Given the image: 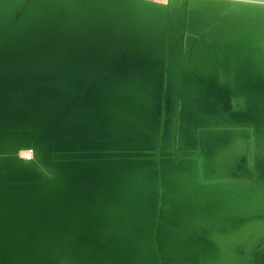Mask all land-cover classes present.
Wrapping results in <instances>:
<instances>
[{
    "label": "water",
    "instance_id": "water-1",
    "mask_svg": "<svg viewBox=\"0 0 264 264\" xmlns=\"http://www.w3.org/2000/svg\"><path fill=\"white\" fill-rule=\"evenodd\" d=\"M0 264H264V0H0Z\"/></svg>",
    "mask_w": 264,
    "mask_h": 264
},
{
    "label": "bare ground",
    "instance_id": "bare-ground-1",
    "mask_svg": "<svg viewBox=\"0 0 264 264\" xmlns=\"http://www.w3.org/2000/svg\"><path fill=\"white\" fill-rule=\"evenodd\" d=\"M156 1L164 2L165 0H156ZM20 156L25 158V159H28V158H30L31 155H30L29 151H21Z\"/></svg>",
    "mask_w": 264,
    "mask_h": 264
}]
</instances>
